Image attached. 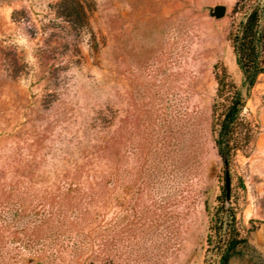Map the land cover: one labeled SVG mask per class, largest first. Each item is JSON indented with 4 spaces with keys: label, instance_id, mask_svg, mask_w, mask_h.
I'll list each match as a JSON object with an SVG mask.
<instances>
[{
    "label": "rangeland",
    "instance_id": "1",
    "mask_svg": "<svg viewBox=\"0 0 264 264\" xmlns=\"http://www.w3.org/2000/svg\"><path fill=\"white\" fill-rule=\"evenodd\" d=\"M236 2L0 0V264H222L234 238L227 264H264V75L243 88ZM223 72L254 135L228 168Z\"/></svg>",
    "mask_w": 264,
    "mask_h": 264
},
{
    "label": "trees",
    "instance_id": "2",
    "mask_svg": "<svg viewBox=\"0 0 264 264\" xmlns=\"http://www.w3.org/2000/svg\"><path fill=\"white\" fill-rule=\"evenodd\" d=\"M234 14H245L238 25L233 24L228 38L243 75V88L250 91L264 75V0H237ZM218 89L214 105L218 134L216 145L224 165H229L236 152L253 141V129L243 118L246 99L242 89L226 72L217 74ZM234 219V217H233ZM244 239H231L222 264Z\"/></svg>",
    "mask_w": 264,
    "mask_h": 264
},
{
    "label": "water",
    "instance_id": "3",
    "mask_svg": "<svg viewBox=\"0 0 264 264\" xmlns=\"http://www.w3.org/2000/svg\"><path fill=\"white\" fill-rule=\"evenodd\" d=\"M227 13V7L224 5H218L215 8H212L210 10V15L216 19H221L225 17ZM228 168V166L226 165ZM231 199V180L229 176V172L227 170V176H226V201L229 202Z\"/></svg>",
    "mask_w": 264,
    "mask_h": 264
}]
</instances>
